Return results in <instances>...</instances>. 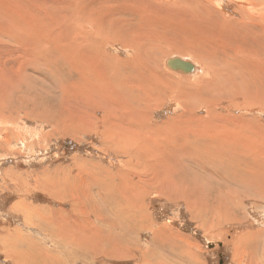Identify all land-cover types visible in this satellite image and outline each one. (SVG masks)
Masks as SVG:
<instances>
[{
  "label": "rangeland",
  "instance_id": "rangeland-1",
  "mask_svg": "<svg viewBox=\"0 0 264 264\" xmlns=\"http://www.w3.org/2000/svg\"><path fill=\"white\" fill-rule=\"evenodd\" d=\"M175 1L173 3L176 7L171 6V3H160L158 0H0V26L10 24L9 20L14 21L13 25L20 22L17 25L22 27V33L28 34L24 36L27 42L22 38L21 47H19L20 50L24 48L21 51H25L26 58L30 53L28 56L30 64H24L23 69L27 72L24 70L26 74L23 72L25 75L24 78L22 75L23 79L20 84L25 96L21 98L19 93H11L8 96L5 101L7 107L5 105L2 109V114L8 122H0V264H264V199L262 198L264 186L261 190L256 189L254 174L244 173L250 178L245 179L246 183L237 177L235 172L237 170L239 174L242 173L241 171L247 168V163H250L251 168L255 167V170L258 168V162L255 161V164L251 162L254 157L252 150L245 152L243 157L232 155V160L229 162L225 154L223 158L218 154H213L216 147L212 149L211 155L209 153L197 157L185 144L193 140V137L186 135L187 132H185L188 122L206 117L204 122H197V127H202L200 125L203 123H211L209 128L212 126V129L217 125H219L217 128L221 126L230 128L234 124L233 116L237 115L238 111L232 109L228 116L224 111L228 103L222 105L224 109L222 106L216 107L217 100L213 94L209 96L191 95L189 101L185 98L184 102L180 100L172 103L168 101L170 97H167V91L153 90L152 93L146 90L149 96L146 99L142 98L140 96L142 91L137 89L140 87L135 76L137 74L129 66H125L127 70L125 71L119 64H116L119 63L117 60L128 61L132 58L134 54L132 34L134 30L140 28L139 24H142L141 29L145 31L152 27L150 34L158 33L155 29L161 31L163 36L166 35L165 37L169 39V43L181 50L182 54L185 53L189 42L186 43L183 40L180 30H188L187 34L197 42L193 45L195 50L193 51L197 55L202 54L204 49L207 52L210 51L211 54L217 50L219 54H222L223 49H226L225 52L229 55H234V51L238 52L237 54L247 53L248 56L253 54L255 55V75L237 77V82L241 78L244 79L245 87L236 91L243 96V99H237L236 102L243 101L247 104L246 99L255 98V110L247 105L245 110L248 112L242 110L239 113L243 112L246 119L257 120L261 125L260 129L264 130V24H262L264 23V0L251 1L255 4V16L258 12L262 16L260 21L255 18L257 21L255 25L258 26L253 29L245 23L242 24L243 22L238 23L239 26L233 22L236 26L233 27L232 21L225 22L219 15H214L211 21H207L201 16L202 4L192 0ZM147 8L149 11L146 10ZM187 10L194 14H192L193 17L196 16L195 19H202L197 22L195 29L191 28L193 26L190 24L182 23L189 16V12L187 15L185 13ZM21 13L23 17L20 16ZM143 13H146L145 16ZM110 19L113 22L105 25L104 23ZM119 24H124V26H118ZM200 29L202 34L199 32ZM251 30L253 33L249 32ZM96 31H98L97 34ZM30 34L31 40L28 39ZM206 40H210V43ZM23 42L25 46H32L29 52ZM242 49L246 52L241 51ZM156 56L158 64L159 55ZM171 56L168 54L165 59ZM241 56L243 55H240L238 59L245 57ZM211 57L215 64L219 65V62L222 64L221 58ZM88 64L91 65L88 66ZM154 64L151 62L150 65L157 66ZM98 66H101L100 70ZM113 67L115 69L111 71ZM82 68L87 71L84 72ZM223 68L221 66V69ZM89 69H92V72ZM95 69L99 70L98 73ZM96 73L103 78L100 81L105 79L101 82L102 85L96 81L99 80ZM105 74L107 76H104ZM113 74L117 77L115 78ZM123 76L128 78L125 81L126 84L133 85L135 88L132 89L134 91L131 90L132 98L127 99L125 103L128 102L127 104L135 110H140L138 114L147 110L143 113L145 118L147 116V120L141 114L140 116L143 117L141 120H144H140V125L136 124L135 127L147 133V136L150 132L149 128H153L154 131L153 135L148 136L153 139H147L142 143L150 146V153L157 155L160 160H166L169 166L176 165L174 160L186 164L181 165L183 168L181 167L180 171L171 175L172 181L179 188L168 185L164 187L161 183L158 188L156 187L158 185H153V187L149 184L143 191L144 194L141 195H131L125 189L128 194L127 198L133 196L136 200L145 195L146 207L124 203L122 208H115V211H112L110 200L104 197L105 193H120L124 182L127 184L126 180L134 184L135 188L141 179L150 178L155 183L159 178L158 174H162L161 168L156 173L157 169L154 167L149 166L146 169L137 162V158L144 157L143 152L137 153L129 149L130 151L125 153L120 149H109L108 145L103 142L104 136L100 132L103 125L99 123V118L104 114L99 111V105H104L101 110L109 106L101 104L99 97L91 98L90 95L96 89L99 90V85L104 91L115 84L113 81ZM91 77L92 80H90ZM215 91L219 90L215 89ZM192 96L196 98L195 102L199 106L204 103V98H208L207 101L213 103L210 107L216 117L212 113L211 116L207 115L203 106L191 104ZM66 100L72 101L71 105L70 103L69 106L67 105L68 110L71 108L69 111L64 106L63 101ZM89 105L91 109L88 108ZM76 107H79L78 112ZM192 108L193 110L190 111ZM86 111H92V114ZM122 111H118L120 115L116 113L119 116L118 119L126 117ZM76 112L80 117H76ZM18 113L20 114L17 115ZM221 115H226L224 118L227 120H225L226 123L222 122ZM96 116L98 119L95 120ZM89 117L93 119L90 121ZM208 117L210 118L207 119ZM113 119L116 120L114 117ZM143 121L147 124L141 123ZM182 121L184 122L181 123ZM66 124L68 126H65ZM256 124L255 122V128L258 126ZM165 125L167 128L172 127V134H170L172 137H165L166 133H160ZM79 129L83 131L80 132ZM84 129H86L85 132ZM200 138L199 145L209 151L206 147L210 143L208 136L205 139L202 136ZM262 149L264 150V134L255 147V153ZM143 172L148 173L147 176H143ZM123 174H127L128 178H123ZM251 180L255 186H252ZM182 186L189 188L192 192L189 199L173 194V189L179 190ZM202 193H209L211 198L202 196ZM222 194H226L225 201L221 199ZM117 201L115 199L111 203ZM38 217L47 220L70 217L72 218L70 221L76 219L84 224L88 222L86 227L89 225L99 227L100 241L97 240V247L95 239L91 237L87 238L88 242H91L89 246L79 245V242L72 241H67L70 243L68 244L60 240L54 227L51 229L48 222L45 223ZM127 217L133 219L127 220ZM115 223V230L108 227ZM117 240L122 241V247L119 246L121 243ZM120 248H122L120 253L112 254ZM252 258L253 261L250 262Z\"/></svg>",
  "mask_w": 264,
  "mask_h": 264
},
{
  "label": "bare ground",
  "instance_id": "bare-ground-1",
  "mask_svg": "<svg viewBox=\"0 0 264 264\" xmlns=\"http://www.w3.org/2000/svg\"><path fill=\"white\" fill-rule=\"evenodd\" d=\"M160 1V3L166 2V3H171L170 5L175 6L176 2L175 0H158ZM195 3L198 4H202L203 6H201L202 11L206 12L201 14V16H203L207 21H211L212 16L214 15H219L225 22H231L232 21V26L236 27L233 25V22H235V24H238L240 22H243L242 24L245 23V25L250 26L252 29L255 28L258 25H255V22H257L255 20L259 19V21L261 20L260 18L262 17L260 14L261 13H257V16H255V4H253L251 1L252 0H192ZM173 3V4H172ZM178 3V2H177ZM65 5V4H64ZM69 5V4H68ZM66 6V5H65ZM169 6V5H168ZM69 7V6H68ZM74 7V5L72 6ZM148 7V6H147ZM263 7V6H262ZM66 8V7H64ZM173 8V7H171ZM75 9V8H74ZM179 9V8H178ZM73 10V9H72ZM146 10L149 11V9L147 8ZM198 10V9H197ZM20 11V10H19ZM63 11V10H62ZM138 11V10H137ZM147 11V12H148ZM172 11V10H170ZM185 11V10H184ZM190 10H187L185 13L186 15L188 14ZM70 12V11H69ZM194 12V11H193ZM264 12V11H263ZM184 14V12H182ZM20 14V13H19ZM146 14V13H145ZM145 14L143 13V16H145ZM193 13L189 12V16H187L182 23H187L190 24L191 28L195 29V26L197 24L198 21H201L202 19L200 18H196L193 17L192 15ZM199 14V13H198ZM197 14V15H198ZM177 15V12H176ZM22 16V13L21 15ZM179 16V15H178ZM23 17V16H22ZM123 17V15H122ZM113 18V17H112ZM24 19V18H22ZM109 19V18H108ZM146 20V19H145ZM10 21V24H4L2 26H0V122H8L4 115L2 114V109L4 108V106L6 105L7 98L11 93H19V96L21 98H24V94L22 93V79L24 78V75L26 74L25 71L26 69H23L24 64L29 63L28 61V56L30 53L29 49L32 47L30 46H25V42L24 46L26 49H28V56L26 58L25 55V51H21L23 49L20 50L21 47V41L23 38L26 37V35H24L22 33L21 28L17 25L20 24V22H16L15 25H13L14 21ZM144 21V20H143ZM113 21L108 20L106 21L104 24L105 25H109L110 23H112ZM140 22V21H139ZM190 22V23H189ZM123 23V22H122ZM229 24V23H228ZM259 24V22H258ZM264 24V23H262ZM124 24H119L118 26H121ZM140 26V30L137 29L136 31L134 30L133 32V56L131 59H129L128 61H118L121 69H125V66H129L137 75L136 79L139 81L138 86L140 85V87L137 89H139V91H142V94L140 95L142 98H147L149 95L146 94V90L148 92H152L153 90H160V91H167L168 92V98L170 97V102L172 103H176L179 102L180 100H182V102H184L185 98L189 101V98L191 95L197 96V94L199 96L201 95H214V98L216 101L215 106L216 107H220L222 105H224V103H228V106L224 109V107L222 106V108L224 109L225 113L229 116L231 114V110L235 109V111H238L237 115L233 116V120H234V124L231 125L230 128H223L221 126V128H217L219 125L217 126H213V129L210 127L209 125H211V123H203L200 126H208L206 129H203L202 127H197V122H204L206 117H200V119H192L193 121L188 122L187 124V130L185 132L186 135L188 136H192L193 140L191 143L186 142L185 144L190 148L191 151H193L197 157H200L203 154H209L211 155V151L214 147H216V149L213 151V154H218L219 157H222L224 154V156L229 158V162L232 160V155H240V156H244L245 152H249L251 151V153L254 155L253 159L251 162H253V164H255V161L258 162V168L255 170L250 167V163H247V168L244 171H241L242 173H238L237 170H235L237 177H239L242 181L247 183V180L245 179H250L248 176H246L245 174H254L255 175V184L257 183V187L256 189L261 190L263 189L264 186V150L262 149V151H259L258 153H255V147L257 145V143L259 142V139L263 137L264 134V130L263 128L260 129V123L256 121H253L255 119H246L245 118V114L239 113V111L245 110V107L248 105L249 108H252L253 110H255V98H251L250 100H247V104H245V102H236L237 99H243L242 95L238 94L236 91L239 88H244V79L241 78L239 82H237V77L238 76H243V75H255V55H251L248 56V54L243 53V52H239V54H237L238 52L234 51V55H229L228 53H226L225 51H227L226 49H223V53L219 54L217 49V52H213L211 54V52H207L205 49L202 51V54L197 55L194 53V48L193 45L197 44V42H195V40L193 39V37L189 36L187 34L188 30H180L179 32H181V34L183 35V40L187 43V49L185 51L184 54H182L180 51L176 49L177 47H174L172 44L169 43V39H167V37L163 36V33L161 31H159L158 29H155L158 31V33H154L151 32L152 27L150 28V30L145 31V29H141L142 24H139ZM138 26V27H139ZM226 26V25H225ZM239 26V24H238ZM241 26V25H240ZM244 26V25H243ZM222 27V26H221ZM119 28V27H118ZM207 28V27H206ZM211 28V27H210ZM227 28V27H226ZM238 28V27H237ZM246 28V27H245ZM34 29V28H33ZM125 29V28H124ZM127 29H129L127 27ZM173 29V28H172ZM205 29V28H204ZM249 29V28H246ZM29 30V29H28ZM174 31L176 29H173ZM197 30V29H196ZM209 30V29H207ZM220 30V29H219ZM25 31V29H24ZM118 31V29H117ZM120 31V30H119ZM127 31V30H126ZM213 31V30H212ZM245 31V30H243ZM242 31V32H243ZM98 31H96L97 34ZM132 32V31H131ZM198 32V30H197ZM202 34V31L200 29L199 31ZM206 32V30H205ZM209 32V31H208ZM211 32V31H210ZM224 32V31H223ZM227 32V31H226ZM248 33V31H246ZM249 32H252L249 31ZM26 33V31L24 32ZM118 33V32H117ZM221 33V32H220ZM246 33V34H247ZM253 33V32H252ZM178 34V33H177ZM212 34V33H211ZM210 34V35H211ZM226 34V33H224ZM242 34V33H241ZM245 34V33H244ZM106 35V34H105ZM223 35V34H222ZM238 35V34H236ZM248 35V34H247ZM250 35V34H249ZM261 35V34H260ZM25 36V37H24ZM34 36V35H33ZM32 36V37H33ZM101 36V35H100ZM117 36V34H116ZM119 36V35H118ZM126 36V35H125ZM207 36V33H206ZM246 36V35H245ZM259 36V35H258ZM211 37V36H210ZM222 37V36H221ZM242 37V36H241ZM263 37V36H262ZM37 38V37H36ZM109 38V37H108ZM170 38V37H169ZM203 38V37H202ZM209 38V37H208ZM225 38V36H224ZM223 38V39H224ZM236 38V37H234ZM238 38V36H237ZM236 38V39H237ZM249 38V37H248ZM28 39L31 40V34L30 36H28ZM102 39H104L102 37ZM107 39V38H106ZM125 39V38H124ZM185 39H187L188 41H186ZM231 39V38H230ZM235 39V40H236ZM243 39V38H242ZM37 40V39H36ZM101 40V39H100ZM118 40V39H117ZM197 40V38H196ZM208 40V39H207ZM206 40V41H207ZM211 40V39H210ZM209 40V41H210ZM227 40V39H226ZM256 40V39H255ZM104 42L109 41V40H102ZM171 41V40H170ZM209 41H207V43H210ZM264 41V40H263ZM85 42V41H84ZM200 42V41H199ZM198 42V43H199ZM22 43V44H23ZM30 43V42H29ZM86 43V42H85ZM89 42H87L88 44ZM111 43V42H109ZM120 43V42H119ZM204 43V42H203ZM221 43V42H220ZM257 43V42H256ZM261 43V42H260ZM259 43V44H260ZM263 43V42H262ZM27 44V43H26ZM200 44V43H199ZM29 45V44H28ZM66 45V44H64ZM89 45V44H88ZM123 45V44H122ZM205 45V44H204ZM203 45V46H204ZM225 47V44H223ZM222 45V46H223ZM20 46V47H19ZM87 46V45H86ZM116 46V45H115ZM127 46V45H125ZM129 46V45H128ZM184 46V45H183ZM199 46V45H197ZM206 46V45H205ZM215 46V45H214ZM220 46V45H219ZM258 46V45H257ZM23 47V46H22ZM209 47V45H208ZM211 47V46H210ZM227 47V46H226ZM91 48V47H90ZM95 48V47H94ZM125 48V47H124ZM123 48V49H124ZM33 49V48H32ZM31 49V50H32ZM65 49V48H64ZM97 49V48H96ZM100 49V48H99ZM219 49V48H218ZM228 51L229 48L227 47ZM239 49V48H238ZM35 50V49H34ZM101 50V49H100ZM127 50V49H125ZM167 50V51H166ZM194 50V51H193ZM213 50V51H214ZM221 50V49H220ZM219 50V51H220ZM27 51V50H26ZM33 51V50H32ZM128 51V50H127ZM199 51V50H198ZM241 51H244V49H242ZM230 52V51H229ZM232 52V50H231ZM246 52V51H244ZM35 53V52H33ZM85 53V52H84ZM103 53V52H102ZM106 53V52H105ZM207 53V54H206ZM255 53V52H254ZM97 54V53H96ZM154 54V55H153ZM171 56L167 59H165L166 55ZM228 54V55H226ZM103 55V54H102ZM101 55V56H102ZM159 55L158 58V64L156 62L157 56ZM240 55H243L241 57H243L242 59H238V57H240ZM109 56V55H108ZM211 56H216L217 58H221L222 59V64H220V62L218 63L219 65L215 64L212 57ZM223 56V57H222ZM106 57V56H105ZM129 57V56H128ZM215 57V58H216ZM97 58V57H96ZM101 58V57H100ZM111 58V56L109 57ZM192 58H195V60H192ZM90 59V58H89ZM92 59V58H91ZM115 59V58H114ZM113 59V60H114ZM117 59V56H116ZM234 61H231V60ZM36 60V59H35ZM100 59H98L99 61ZM105 60V59H104ZM112 60V61H113ZM86 61V60H85ZM90 61V60H89ZM111 61V62H112ZM115 61V60H114ZM231 61V63H230ZM35 63H37L36 61H34ZM96 62V61H95ZM103 62V61H102ZM105 62V61H104ZM151 62H154L157 66H153L150 65ZM98 63V62H97ZM107 63V62H106ZM110 63V62H109ZM108 63V64H109ZM30 64V63H29ZM99 64V63H98ZM154 64V65H155ZM232 64V65H231ZM87 65V63L85 64ZM91 64H88V66ZM103 65V64H102ZM101 65V66H102ZM106 65V64H105ZM112 65V63H111ZM172 67H171V66ZM224 67L223 69H221V66ZM29 66V65H28ZM28 66H26L28 68ZM35 66V65H34ZM93 66V64H92ZM100 66V67H101ZM108 66V65H107ZM32 67V66H31ZM95 67V64H94ZM99 67V66H98ZM100 67L98 68L100 70ZM84 68V67H83ZM82 68V69H83ZM89 68V67H88ZM87 68V69H88ZM93 68V67H91ZM97 68V67H96ZM109 68V67H108ZM119 68V67H118ZM81 69V68H80ZM98 69H95L96 72L99 71ZM106 69V68H104ZM115 68L113 67L112 70H114ZM25 70V71H24ZM86 70V69H85ZM90 70V69H89ZM88 70V71H89ZM120 70V69H119ZM84 71V69H83ZM87 71V70H86ZM84 71V72H86ZM92 72V69L90 70ZM107 71V70H106ZM161 71V72H160ZM23 72L25 73L23 75ZM27 72V71H26ZM83 72V73H84ZM89 72V74L91 73ZM104 72V71H103ZM98 73V72H97ZM96 73V74H97ZM105 73V72H104ZM124 73V72H123ZM148 73V74H147ZM161 73V74H160ZM193 73V74H192ZM93 74V73H91ZM102 74V73H101ZM115 74V73H114ZM113 74V76H114ZM117 74V73H116ZM120 74V72H119ZM118 74V75H119ZM126 74V72H125ZM145 74H147L145 76ZM23 75V78H22ZM95 75V74H94ZM98 75V74H97ZM96 75V78H98ZM149 75V77H148ZM81 76V74L79 75V77ZM90 76V75H89ZM92 76V75H91ZM99 76V75H98ZM104 76H107V74H105ZM110 76V75H109ZM26 77V76H25ZM30 77V76H29ZM28 77V78H29ZM94 77V76H92ZM91 77L90 80H92L93 78ZM115 78L117 77L114 76ZM27 78V77H26ZM119 78V77H118ZM83 79V78H82ZM85 79V78H84ZM88 79V78H87ZM101 78L99 76V81L104 82V80L100 81ZM107 79V77H106ZM112 79V78H111ZM110 79V80H111ZM26 80V79H24ZM109 80V79H107ZM114 80V79H112ZM111 80V81H112ZM116 80V79H115ZM126 80H128L127 77L120 78L117 81H113V83L115 82V84L111 85L110 81H108V83L112 86L110 88L105 89L104 91L102 90L103 87H101L100 85L99 90L96 89L95 91H93L90 95L91 98H95V97H99V102L101 104H107L109 107H103V110H101V107L104 106H100L99 105V111L102 112V114H104L101 118H99V123L103 125L102 127V131L100 128V132L103 134L104 139L103 142L105 143V145L107 144L109 149H120L123 152L127 153V151L130 149L131 151L134 150L137 153H140L139 151L143 152L142 154H144V157L142 158H137V162L141 163L142 166L144 168H149V166L154 167L155 169H157L156 173L158 172V169L161 168L162 170V174H158L159 178L156 179V182L154 183L153 179H141L139 181V185L137 186V188H135L134 184H132L129 180L127 181V184H123V187L120 190V193L118 194H112V193H105L104 197L108 198L110 200L109 204L110 209H112V211H115V208H122L124 203H133L136 206H141V205H145V199L144 196H141L140 198H136V200H134V197L131 196L133 194L135 195H141L144 194L143 191L145 190L146 186L151 184L152 186L154 185H158L156 187L159 188V183H161V186L163 185L165 187V185H168L169 187H178L174 181H172L171 179V175L172 173L176 174V171H180L181 167L183 166V164L186 163H180L178 161L174 162L176 165L173 166H169V163L166 162V160H160L158 158V156L155 154H151L150 153V146L143 144L142 142H144L147 139H153L148 137L150 134L153 135V128H149V135L147 136V133H144L143 131H141L138 127H135L136 124L140 125V120L141 114L143 115V112L141 114H138L137 112H140V110H135L134 107H132L130 104H127L128 102L125 103V101L127 99H131L132 98V90L134 87L133 85L130 86L127 85L125 82ZM133 81V80H132ZM82 83V82H81ZM99 83V84H100ZM112 83V82H111ZM129 83L132 84V82L129 81ZM79 84V83H78ZM93 84H95L93 82ZM97 84V83H96ZM25 85V84H24ZM102 85V83H101ZM104 85V84H103ZM106 86V85H105ZM108 86V85H107ZM79 87V86H78ZM109 87V86H108ZM82 88V87H81ZM135 89V88H134ZM215 89H218L219 91H215ZM132 90V91H131ZM99 93V95H98ZM67 94V93H66ZM64 94V95H66ZM134 94V93H133ZM74 95V94H73ZM162 95V94H161ZM188 95V97H186ZM263 95V94H262ZM50 96V95H49ZM76 97V96H74ZM63 98V97H62ZM72 98V97H71ZM192 99L190 101L191 104H193L194 106L198 105L195 102V97L193 98V96L191 97ZM201 98V97H200ZM204 98V97H203ZM73 99V98H72ZM199 99V98H198ZM208 98H204V103L199 107L203 106V110L206 111L207 115L209 114H213V111L211 110L210 104L212 106L213 103H209L207 101ZM63 100V99H62ZM71 100V99H70ZM137 100V99H135ZM140 100V99H139ZM201 100V99H200ZM4 101V102H2ZM78 101V100H77ZM86 102V100H84ZM142 101V100H141ZM140 101V102H141ZM65 103V109L72 104V101H63ZM94 101H92L93 103ZM139 102V101H138ZM139 102V103H140ZM187 103V101H185ZM75 103V102H74ZM79 103V102H78ZM90 103V102H89ZM199 103V102H198ZM148 104V103H147ZM91 105V104H90ZM90 105L88 108H90ZM94 105V104H93ZM140 105V104H139ZM172 105V104H171ZM174 105V104H173ZM178 105V104H177ZM226 105V104H225ZM78 106V104L76 105ZM190 106V105H189ZM7 107V105H6ZM157 107V106H156ZM176 107V105H175ZM174 107V108H175ZM70 108V107H69ZM97 108V107H95ZM185 108V107H184ZM188 108V107H187ZM214 108V107H213ZM258 108V107H257ZM262 108V107H261ZM71 109V108H70ZM69 109V110H70ZM75 109V108H74ZM77 112L79 111V107L77 108ZM83 109V108H82ZM91 109V108H90ZM98 109V108H97ZM96 109V110H97ZM117 109V110H116ZM140 109V108H139ZM147 109V107H146ZM150 109V108H149ZM177 109V108H176ZM263 109V108H262ZM261 109V110H262ZM68 110V111H69ZM73 110V109H72ZM84 110V109H83ZM95 110V112H96ZM123 110V111H122ZM192 109H190V111H192ZM259 110V111H261ZM75 112V110H73ZM71 111V112H73ZM90 111V110H89ZM87 112L86 113H90L94 110H92L91 112ZM98 111V110H97ZM118 111H122L123 114H125L126 117L122 118V119H118V115H120V113ZM246 111V110H245ZM73 112V113H74ZM77 112H76V117H78L81 114V111L79 113V115L77 116ZM118 112V113H117ZM150 112V110L148 111ZM147 112V113H148ZM185 112V110H184ZM248 112V111H246ZM13 113V112H12ZM25 113V112H24ZM28 113V112H27ZM26 113V115H27ZM117 113V114H116ZM10 114V113H9ZM20 113H18L17 115H19ZM72 115V113H70ZM70 114L68 116H70ZM89 114V116H90ZM186 114V113H184ZM218 114V113H217ZM223 114V113H222ZM248 116V113H246ZM263 114V112H262ZM6 115V114H5ZM25 115V116H26ZM74 115V114H73ZM87 115V114H86ZM98 115V114H97ZM195 115V114H194ZM206 115V114H205ZM214 115V114H213ZM260 115V114H259ZM144 116V115H143ZM211 116V115H210ZM216 117V115H214ZM7 117V116H6ZM73 117V116H72ZM80 117V116H79ZM94 117V115L92 116ZM113 117L116 119L114 120ZM181 117V116H180ZM218 117V116H217ZM220 117H222V122L226 123L224 118H226V115H221ZM219 117V118H220ZM253 117V116H252ZM11 119V116L9 117ZM31 118V117H30ZM51 118V117H50ZM90 118V119H89ZM88 119L91 121V117H89ZM97 116L95 117L96 120ZM143 118V117H142ZM145 118V116H144ZM183 118V117H182ZM196 118V115H195ZM210 117H208L207 119H209ZM254 118V117H253ZM258 118V117H257ZM262 118V117H261ZM32 119V118H31ZM69 120H71L68 117ZM98 119V118H97ZM147 120V116L145 118ZM181 119V118H180ZM13 120V119H12ZM48 120V119H47ZM119 120V121H117ZM144 120V119H142ZM141 120V121H142ZM145 120V122H146ZM178 120V119H177ZM182 120V119H181ZM259 120V119H258ZM49 121V120H48ZM73 121V120H72ZM89 121V122H90ZM190 121V120H189ZM207 121V120H206ZM209 121V120H208ZM227 121V120H226ZM264 121V120H263ZM10 122V120H9ZM67 122V121H66ZM70 122V121H69ZM76 122V120H75ZM97 123V121H94ZM184 121H182L181 123H183ZM211 122V121H209ZM217 122V121H216ZM231 122V121H230ZM233 122V121H232ZM255 122L257 123L256 128H255ZM79 124V122H76ZM74 123V124H76ZM141 123H144L141 122ZM168 123V122H167ZM187 123V122H185ZM69 124V123H68ZM73 124V125H74ZM147 124V123H144ZM170 124V123H169ZM213 124V123H212ZM215 124V123H214ZM69 125H72L69 124ZM91 125V124H89ZM88 125V126H89ZM95 125V124H94ZM226 125V124H225ZM5 126V125H3ZM65 126H68L67 124ZM78 126V125H76ZM166 126V125H165ZM163 126V128L160 130V133H166L167 135L165 137H172L170 134H172V127L167 128V126L165 127ZM180 126V125H179ZM224 126V125H223ZM264 126V125H263ZM100 127V126H99ZM149 127V125H148ZM184 127V124H183ZM66 128V127H65ZM69 128L71 129V127L69 126ZM74 127H72L73 129ZM87 128V127H86ZM176 128V127H175ZM202 128V129H201ZM217 128V129H215ZM77 129V127H76ZM75 129V130H76ZM89 129V127H88ZM87 129V130H88ZM92 130V128H90ZM89 129V130H90ZM159 129V127H158ZM174 129V128H173ZM183 129V128H182ZM56 130V129H55ZM74 130V129H73ZM80 130V129H79ZM86 129H84L85 132ZM144 130V129H143ZM177 130V129H176ZM77 131V130H76ZM83 131L82 129L80 130V132ZM178 131V130H177ZM75 132V131H74ZM79 132V131H78ZM99 132V133H100ZM180 132H181V127H180ZM184 132V131H182ZM184 132V133H185ZM159 133V135H160ZM175 133V132H174ZM173 133V135H175ZM178 133V132H177ZM188 133H190L191 135H189ZM183 134V133H181ZM177 136V135H176ZM183 136V135H182ZM203 137L204 139L209 138L210 143L208 145H206V147H208L209 151H207L204 146H200V142L199 140L201 139L200 137ZM162 138V137H161ZM187 138V137H186ZM202 138V139H203ZM174 139V138H173ZM172 139V140H173ZM178 139V138H176ZM175 140V139H174ZM183 140V138L181 139ZM185 142V141H184ZM263 142V140L261 141ZM184 144V145H185ZM215 144V145H214ZM183 145V146H184ZM174 146V145H173ZM186 146V147H187ZM182 147V146H181ZM185 147V146H184ZM185 147V148H186ZM165 149V148H163ZM181 149V148H180ZM129 150V151H130ZM111 151V150H110ZM180 151V150H178ZM161 153V152H160ZM159 153V154H160ZM182 153V151H181ZM187 153V152H186ZM115 154V153H114ZM132 154V153H131ZM136 154V153H135ZM163 155V153H161ZM176 154V153H175ZM179 154V153H178ZM129 155V154H127ZM170 155V154H169ZM252 155V156H253ZM135 156V155H133ZM165 156V155H164ZM175 156V155H174ZM179 156V155H178ZM163 157V156H162ZM161 157V158H162ZM172 158V156H170ZM182 157V154H181ZM170 158V159H171ZM175 158V157H174ZM180 158V157H179ZM178 158V159H179ZM223 158V157H222ZM165 159V158H164ZM151 160V161H150ZM182 160V159H181ZM189 160V159H188ZM219 160V159H218ZM221 161V160H220ZM132 162V161H131ZM171 162V161H169ZM235 163V162H234ZM124 164V163H123ZM129 164V161H128ZM138 164V163H137ZM136 164V165H137ZM125 165V164H124ZM131 165V164H130ZM182 165V166H181ZM238 165V164H237ZM80 166V165H79ZM135 166V165H134ZM140 166V165H139ZM230 166V164H229ZM232 166V165H231ZM124 167V166H122ZM128 167V166H127ZM137 167V166H136ZM163 167L165 169H163ZM257 167V166H256ZM183 168V167H182ZM232 168V167H231ZM136 169V168H134ZM133 170V169H132ZM149 170V169H148ZM134 172V171H133ZM147 172V171H146ZM151 172V171H150ZM144 175L143 176H147L148 173L143 172ZM245 173V174H244ZM141 174V173H140ZM138 175V174H137ZM93 177V176H92ZM123 178H128L127 174H123L122 175ZM252 177V176H251ZM143 178V177H142ZM93 180V178H92ZM174 180V179H173ZM182 180V179H181ZM233 180V179H232ZM96 181V180H95ZM234 181V180H233ZM238 181V180H237ZM236 181V182H237ZM92 182V181H91ZM99 182V181H98ZM123 182V181H122ZM176 182V181H175ZM220 182V181H219ZM163 183V184H162ZM183 183V181H182ZM240 183V182H239ZM250 183L252 184V186H255V184L253 183V181L251 180ZM250 183H248L249 185H251ZM94 184V183H93ZM97 184V183H96ZM99 184V183H98ZM97 184V185H98ZM89 185V184H88ZM92 185V184H91ZM132 185V186H131ZM53 186V185H52ZM153 186V187H154ZM69 187V186H68ZM76 187V186H75ZM44 188V187H43ZM86 188V187H85ZM90 188V186H89ZM167 188V187H166ZM179 188V187H178ZM250 188V186L248 187ZM56 189V188H55ZM87 189V188H86ZM128 191L129 194H131V198H127L128 194L126 193V190ZM46 190V189H45ZM73 190V189H72ZM71 190V191H72ZM78 190V189H77ZM76 191V190H75ZM56 193V192H55ZM67 194V193H66ZM70 194V193H69ZM78 194V193H77ZM173 194L175 196H180V198L186 199V198H190L192 196V192L189 191V188L187 187H183L181 189H173ZM74 195H76L74 193ZM84 195V194H83ZM117 195H119V197L117 198ZM60 196V195H59ZM88 196V195H87ZM101 197H103L102 195H100ZM202 196H205L207 198H211L209 193H202ZM202 196H199L202 198ZM56 197V196H55ZM64 197V196H63ZM67 197V196H66ZM89 198V197H88ZM226 194H222L221 199H224L223 201H225L226 199ZM264 199V194L263 197ZM84 199V198H83ZM117 201V199H119L117 202L115 203H111V201L115 200ZM123 199V200H120ZM85 200V199H84ZM237 199H235L236 201ZM131 201V202H129ZM222 201V200H221ZM220 201V202H221ZM222 201V202H223ZM219 202V203H220ZM116 205V207L114 206ZM194 205V204H193ZM221 205V204H220ZM146 207V205L144 206ZM197 207V206H196ZM86 208V207H85ZM201 208V207H200ZM117 210V209H116ZM102 211V210H101ZM129 211V210H128ZM197 212V210H195ZM226 213V212H225ZM216 214V213H215ZM37 217V215H36ZM39 219H41L42 221H44L45 223L48 222L49 227H51V229L54 227L57 232H58V236L60 238V240H63L64 242L67 241H72V242H79V245H88L91 244V242L89 243L87 238L91 237L92 239H95V244L97 243V240L100 241V230H98L97 227H92L91 225H89V227H86V225H88L86 222V224H84L82 221H76L75 220H71L72 218H51V219H46L43 217H38ZM109 218V217H108ZM133 218H129L127 217V220H130ZM104 220V219H101ZM111 220V219H110ZM40 221V220H39ZM146 221V220H145ZM102 222V221H101ZM212 222V220H211ZM93 223V222H92ZM94 224V223H93ZM109 224V223H108ZM212 224V223H211ZM102 225V224H101ZM121 225V224H120ZM123 225V224H122ZM217 225V224H216ZM91 226V227H90ZM108 226V225H106ZM215 226V225H214ZM111 229H116V223L113 225H109L108 226ZM210 228V227H209ZM214 228V227H212ZM110 231V230H109ZM113 232V230H111ZM118 231V230H117ZM121 231V230H120ZM123 239V238H122ZM118 243H121V245H119L120 247H122V241L117 240ZM68 244H70L69 242H67ZM66 243V244H67ZM98 243L96 244L97 247ZM89 246V245H88ZM122 250V248H120V250H117L115 252H113L112 254L115 255V253H120ZM252 254V253H251ZM255 259V258H254ZM253 261V258L250 259V262ZM164 264V263H162Z\"/></svg>",
  "mask_w": 264,
  "mask_h": 264
},
{
  "label": "water",
  "instance_id": "water-1",
  "mask_svg": "<svg viewBox=\"0 0 264 264\" xmlns=\"http://www.w3.org/2000/svg\"><path fill=\"white\" fill-rule=\"evenodd\" d=\"M171 66V65H170ZM172 67V66H171Z\"/></svg>",
  "mask_w": 264,
  "mask_h": 264
}]
</instances>
